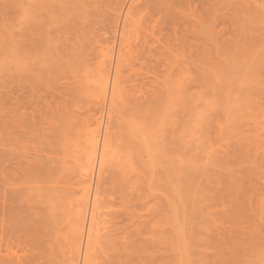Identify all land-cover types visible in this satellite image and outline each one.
Segmentation results:
<instances>
[{
  "label": "rangeland",
  "instance_id": "1",
  "mask_svg": "<svg viewBox=\"0 0 264 264\" xmlns=\"http://www.w3.org/2000/svg\"><path fill=\"white\" fill-rule=\"evenodd\" d=\"M39 1L37 7L40 4L42 9L45 6L47 10L52 4H67L60 5V9L58 6L54 9L52 5L51 11L46 10L49 15L45 14L46 8L43 11L40 8L39 12H43L44 17L48 16V19L43 17L44 20L40 21L42 14L35 13V0H0V264H99L102 260L108 264L111 259L110 264H122L123 261V264H264V215L258 221V212L254 218L250 209L255 206L259 214L262 210L259 205L257 209L254 199L253 203L250 200L253 207H249V202L243 207L238 206L232 199L235 193L231 198L233 204L228 198L233 192L232 180H226L227 176L224 175L229 169L233 171L234 167L237 168L238 156L242 155L231 144L241 141L240 137L245 140L249 136L243 135L241 125L240 129L243 130L234 131L236 125L233 128V123L240 124L235 121L239 109L243 107L244 111V108L250 110L256 107V112L248 111L254 112L255 119L251 118L253 115L250 113L249 121H245L248 118L245 117L244 122L248 121L255 127L260 121L264 124V81L255 87L261 80L254 79L256 83L248 80L253 77L249 67L260 68L264 64L261 55L262 64L260 61L259 65L252 62L260 59H257L258 51L264 54V49L261 50L264 44V7L262 9L261 6H264V2L261 4V0H255L253 16L249 13L251 6L239 1L235 3L236 0H225L232 9L230 12L236 10L237 6H248L249 11L245 13V8L240 7L237 9L241 12L236 10L239 15L234 11L240 22L225 16L229 19L228 23H233L230 27L222 20L227 27L224 26L226 32L222 28L225 38L223 35L221 41L224 44L220 41L215 44L217 69L214 70L218 73V79L210 80L212 75L209 73L213 69L208 64L210 61L216 64L211 39H215L216 36L212 38V35L220 31L221 26H214V30L209 18L214 9V16L217 14L220 17L216 15L218 21L222 22L221 15L224 17L227 14L229 17L227 3H221L226 8L222 10L223 14L220 7L217 8L219 2L224 0H186L183 2L186 4L180 2L183 0H164L168 5H162L158 0L163 7L156 0H145L149 6L144 2L141 4L143 0H86L92 6L93 1H101L102 10H99V4L90 8L91 5L83 3L85 0ZM176 4L182 7L174 9ZM85 7L90 15L84 10ZM243 13L246 16L249 13L253 18L250 20V16H247L248 19ZM32 14H40L36 15L40 18L37 20ZM248 20L250 22L247 24ZM46 21H51L48 30ZM54 26L57 29L51 30ZM228 28L234 35H228ZM234 29L238 31L236 37L237 31L234 32ZM239 30L246 35L245 38L249 37L250 43L243 39ZM36 32L41 36H37ZM237 35L248 42L243 44L248 48L245 46L242 50L249 54L246 60L243 54L241 62L235 57L238 51H230L231 42L236 41ZM229 36H233L231 42ZM207 41L213 45L212 48ZM258 42L262 44L260 48V44L256 46ZM226 47H230L229 51ZM205 49H208L209 58ZM210 55H214L211 60ZM247 60L250 62H247L249 69L245 64ZM214 70L212 77H215ZM254 70L251 71L252 75L255 72L258 74L260 69ZM261 73L264 75L262 68ZM100 77L103 80L101 84L107 83L106 90L99 83L102 81ZM209 81L216 83L212 85ZM251 81L255 83L254 87H250L251 90L254 88L252 91L248 86ZM242 94H248V98L242 97ZM250 97L251 103L248 102ZM241 98L246 102L242 100V103ZM246 103L252 104V108ZM241 112L239 114L247 113ZM262 127L263 130L264 125ZM260 132L259 139L264 138V130ZM93 138L100 139L97 140L98 145ZM228 142L231 151L235 149L233 152L225 148L224 144ZM102 144L105 147L102 151L106 150L103 155ZM250 145L253 152L255 144ZM91 146L98 150V155L91 154ZM223 150L233 156L228 153L229 159L226 158L228 154L224 158ZM252 152L249 151V154L253 156ZM100 153L102 159H99ZM92 155H95L94 165ZM243 156L245 158V155L241 158ZM259 159L256 158V162ZM99 161L101 164H98ZM171 161L175 163L173 168L177 166L173 171L177 173L183 168L185 172L183 175L179 172L180 176L188 177H178L180 181L174 182L176 184L171 182L176 187L173 188L175 195L168 186L170 182H166L169 176H165L167 173L174 175L168 170L169 166L172 168ZM91 164L92 168L89 167ZM250 164L251 167L246 165L253 176H258V173L264 176L260 169L262 163H256V167H259L255 169H260L258 173L254 172L253 162ZM210 173L219 174V179L221 175L224 177L221 181L215 178L220 181L219 185L215 186L214 182V185H209ZM259 179H256V183L260 190L264 188L260 187L264 179L260 180L263 183ZM229 180L232 192H227V196L223 190L222 193L219 190L226 183L229 184ZM252 180L250 185L254 186L256 183ZM154 181L156 184H153ZM213 187L216 188L213 193H218L215 199ZM222 195L228 200H221ZM159 199L162 205H166L167 200L169 204L175 203L176 210L168 213L165 206H159L160 203L157 209ZM227 201H231L230 206L233 204V207L239 208V212L237 208L233 211H237L234 216H231L233 209ZM85 202L88 207H84ZM227 206L231 215H227L230 214ZM246 206L251 213L246 219L249 222L244 219ZM165 211L166 214H163ZM238 213H244V228L243 223H240L241 227L236 225L242 218L241 215L238 218ZM89 216L95 221L92 224L97 223L98 226H91L90 236L84 237L83 234L82 239L78 238V225L81 226V222L86 226ZM160 216L162 220L157 219ZM151 219L159 223H153ZM260 225L263 228L258 227ZM232 226L233 232H229ZM168 228L175 231L171 232ZM96 229H100V235ZM241 230L245 233L239 232ZM109 232L115 240L109 236ZM99 236H103L100 237L101 243ZM124 244L128 246V251L124 250L127 247Z\"/></svg>",
  "mask_w": 264,
  "mask_h": 264
},
{
  "label": "bare ground",
  "instance_id": "2",
  "mask_svg": "<svg viewBox=\"0 0 264 264\" xmlns=\"http://www.w3.org/2000/svg\"><path fill=\"white\" fill-rule=\"evenodd\" d=\"M44 1H45V0H44ZM44 1H42V3H44ZM51 1L53 2L54 0H51ZM55 1H57V0H55ZM55 1H54V2H55ZM144 1H145V0H143L142 2L140 1L141 4H143ZM147 1H149V0H147ZM147 1H145V2H147ZM154 1H155V0H154ZM157 1H158V0H156L155 2H157ZM159 1H160V0H159ZM159 1H158V3H159V5H160V7H163L162 5H164V4H167V5H168V2L165 3L164 0H163V1L161 0V1H160V2H162V5L160 4ZM165 1H168V0H165ZM169 1H170V0H169ZM178 1H180V0H178ZM185 1H186V0H183V1H180V2L183 3V2H185ZM199 1H200V0H199ZM213 1L215 2L216 0H213ZM219 1H221V0H219ZM219 1H218V2H219ZM229 1H231V0H229ZM233 1L235 2V0H233ZM238 1L241 2V3H244V4L248 5V6H251V7H252L253 5H255V2H257L258 0H257V1H255V0H243V2H242L241 0H236L235 3H237ZM33 2H34V0H33ZM38 2H40V1H39V0H35V2H34V5H35L36 7L38 6ZM54 2H53V3H54ZM65 2H67V1H65ZM81 2H82V1H81ZM88 2H89V1H88ZM88 2H86V0H85V2H83V3H86V4L89 5V6H90V5L92 6V4H89ZM93 2L95 3V1H93ZM93 2H91V3H93ZM96 2H97V1H96ZM107 2H108V1H107ZM107 2H106V3H107ZM122 2H124V1H122ZM145 2H144V3H145ZM149 2H150V1H149ZM163 2H164V3H163ZM175 2H177V1H175ZM180 2H179V3H180ZM188 2H189V0H188ZM201 2H202V1H201ZM208 2H209V0H208ZM211 2H212V1H211ZM211 2H210V3H211ZM214 2H212V4H213ZM218 2H217V5H218ZM231 2H232V1H231ZM231 2H230L229 4H232ZM239 2H238V3H239ZM259 2H260V1H259ZM262 2H264V0H261L260 3L262 4ZM35 3H36V4H35ZM45 3H51V2H48V0H47V1H45ZM57 3H58V2H57ZM94 3H93V6L99 4V10H100V9H101V8H100L101 1H100V2L98 1V2L95 3V4H94ZM103 3H105V2H103ZM106 3H105V4H106ZM151 3L153 4L152 1H151ZM179 3H178V4H179ZM221 3H222V4H223V3H227L226 8L228 7L229 12H227V11H226V12L230 14L229 17H228L227 14L224 15V17H222V15L220 14V15H221V21L224 20L225 23H224L223 21L220 22V21L217 20L218 18H220L219 15L216 14V15L218 16V18L216 17V15L214 16V14H215V12H216L215 9H214V7L211 8L212 11H213V9H214V11H213V15L211 14V16H212V17H211L212 20H211V18H209V20H210V21L212 22V24H213V25L211 26V28L213 27V29L215 30L216 27L218 28L219 26H221V27H220L221 30L219 29L220 31L215 32L214 36L212 35V38H214V37L216 36L215 39L212 40V39L210 38V39H211V43H212L215 47H214L212 44L208 43V41H207L208 46H210V48H212V46H213V48H214V49L212 48L211 51H212V53H213L215 56H214V55H212V56L210 55V60H211V59L213 58V56H214L215 58H213V59H214L215 63H216V60H217V57H216V54H217L216 51H217V50L215 51V49H216V45H215V44H216V42L219 43V41H220V43L222 42V41H221V40H222L221 38H222L223 35H224V32H223L222 30L224 29V31L226 32L225 27L229 26L230 24L233 25V23H231V21H229V23H228V20H229V19L227 20V18H230L231 20L238 19V17H236V15H237V14L239 15V12H241V10H238V9H237V8L240 7V6H237V5H236L237 8H236V7H235V8H236V10H238L239 12L236 11V10H233V11H232L233 13L230 12V10H232V9H229L230 5L228 6V2H227V1L225 2V0L222 1V2H219V6H218V7H217L216 4H215L216 6L214 5L215 8H216V7H217V8L220 7V8H219L220 12H222V10H224V9L226 10L225 6L223 7ZM62 4H67V3H62V2H60V5H62ZM69 4H70V2H69ZM145 4H146L147 6H149L148 3H145ZM145 4H144V5H145ZM155 4H157V3H155ZM183 4H186V3H183ZM188 4H189V3H188ZM220 4H221V5H220ZM32 5H33V3H32ZM48 5H49V4H48ZM52 5H53L54 7H53ZM52 5H51V8H50V6H48V7H49L48 10H50V9L52 10V7L55 9V7L58 6V4H57V5L52 4ZM60 5L58 6V8L60 7ZM70 5H72V4H70ZM81 5L86 6L85 4H81ZM102 5H103V4H101V7H102ZM209 5H210V4H209ZM223 5H224V4H223ZM262 5H264V3H263ZM39 6H40V7L35 8L36 11H37V12H36V11L34 10L35 13H41V12H39L40 8H41V11H43V10L46 8V7L44 6V7H43L44 9H42V6H41L40 4H39ZM79 6H80V5H79ZM89 6H86V7H89ZM91 6H90V8H92V9L95 8V7H93V6L91 7ZM165 6H166V5H165ZM169 6H171V5H169ZM177 6L180 8L181 4H180V5H177V4H176V7H175V5H174L173 8H174V9H177ZM248 6H247V8H246V6H245V7H240V8H243V9L245 8L243 12H245L246 10H247V12H248L249 10H251V11H249V13H251V14L254 13L253 11H255V10H254L255 7H252V8L249 9ZM258 6H259V5H258ZM86 7L84 8V10L86 9ZM152 7H153V6H152ZM154 7H156V6H154ZM181 7H182V6H181ZM187 7L189 8L190 6L187 5ZM221 7H222L223 9H221ZM261 7H262V9H263L264 6H261ZM32 8H33V6H32ZM38 8H39V9H38ZM56 8H57V7H56ZM81 8H82V7H81ZM81 8H80V9H81ZM90 8H88V9H90ZM166 8H167V6H166ZM171 8H172V6L170 7V9H171ZM217 8H216V10H217ZM240 8H239V9H240ZM256 8H257V7H256ZM258 8H259V7H258ZM258 8H257V9H258ZM59 9H60V8H59ZM61 9H63L62 6H61ZM156 9H157V8H156ZM158 9H159V8H158ZM162 9H163V8H162ZM168 9H169V8H168ZM248 9H249V10H248ZM252 9H253V10H252ZM259 9H260V8H259ZM46 10H47V8L45 9V14H47V13H46ZM48 10H47V11H48ZM51 10H50V11H51ZM84 10H83V11H84ZM90 10H91V9H90ZM101 10H102V9H101ZM160 10H161V9H160ZM208 10H209V9H208ZM219 10H218V11H219ZM260 10H261V9H260ZM97 11H98V10H96V12H97ZM212 11H211V12H212ZM218 11H217V12H218ZM234 11H236V12H238V13L235 15ZM261 11H263V10H261ZM88 12H90V11L88 10ZM88 12H87V9H86V13H87V14H89ZM98 12H99V11H98ZM100 12H101V11H100ZM42 13H43V12H42ZM42 13H41V14H42ZM48 13H50V12H48ZM86 13L83 12V14L86 15L85 17H88ZM94 13H95V11H94ZM224 13H225V12H224ZM231 13H232V14H231ZM245 13H246V12H245ZM249 13H247V14L249 15ZM222 14H223V12H222ZM240 14H241V13H240ZM243 14H244V13H243ZM34 15L36 16L37 14H34ZM34 15L32 14V16H34ZM39 15H40V14H38L37 16H39ZM47 15H49V14H47ZM47 15L45 16L46 18L48 17ZM89 15H90V14H89ZM244 15H245V14H244ZM248 15H247V16H248ZM252 15L254 16V14H252ZM252 15H249V16H250V17H249L250 20H251V17L253 18ZM37 16H36V17H37ZM225 16H227V18H226ZM245 16H246V15H245ZM247 16H246V17H247ZM43 17H44V15L42 14V19H41L40 17H37L36 19L38 20V18H40V21H42V20H44ZM45 17H44V18H45ZM213 17H214V19H213ZM235 17H236V18H235ZM261 17H262V16H261ZM261 17H260V19H261ZM46 18H45V19H46ZM91 18H92V17H91ZM216 18H217V19H216ZM222 18H223V19H222ZM225 18H226L227 21L225 20ZM247 18H248V17H247ZM247 18H246V19H247ZM249 18H248V19H249ZM258 18H259V16H258ZM258 18H256V19H258ZM47 19H48V18H47ZM215 19H216V21H218V22L220 23V25H218L219 23L216 24L217 22H215ZM244 19H245V17H244ZM244 19H243V20H244ZM260 19H259V21H260ZM33 20H34V19H33ZM243 20H242V21H243ZM40 21H39V23H40ZM244 21H245V20H244ZM34 22H36V21H34ZM37 22H38V21H37ZM46 22H47V23H46ZM46 22H45V25H47V27H48L47 30H48V29H50L48 25L51 24V21H49V22L46 21ZM140 22H141V21H140ZM211 22H210V23H211ZM213 22H214V23H213ZM238 22H240L239 19H238ZM248 22H250V21L248 20V21H247V24H248ZM39 23H38V24H39ZM49 23H50V24H49ZM223 23H224V24L227 23V24H226L227 26H226V25H223ZM34 24L36 25V23H34ZM38 24H37V25H38ZM245 24H246V22H245ZM35 25H34V26H35ZM52 25H54V23H52ZM222 25H223V26H222ZM235 25H236V24H235ZM238 25H239V24H238ZM242 25H243V24H242ZM134 26H135V25H134ZM214 26H216V27L214 28ZM224 26H225V27H224ZM243 26H244V25H243ZM39 27H40V26H39ZM223 27H224V28H223ZM229 27H230V26H229ZM232 27H234V26H232ZM236 27H238V26H236ZM240 27H241V26H240ZM41 28H44V26L41 25ZM41 28H39V30H42V31L46 32L45 29L43 30V29H41ZM52 28L55 29V30L57 29L56 26L51 27V30H53ZM137 28H138V27H137ZM222 28H223V29H222ZM238 28H239V27H238ZM36 29H38V28H36ZM213 29H212V30H213ZM228 29H229V28H228ZM228 29H227V31H228ZM39 30H38L37 32H39ZM55 30H54V31H55ZM210 30H211V29H210ZM212 30H211V32L214 33V30H213V31H212ZM230 30H231V29H229V31H230ZM242 30H243V28H242ZM245 30H246V28H245ZM34 31H35V27H34ZM233 31L235 32V31H237V30L234 29ZM243 31H244V30H243ZM37 32H36V33H37ZM40 32H41V31H40ZM40 32H39V33H40ZM51 32H53V31H51ZM244 32H245V31H244ZM230 33H231V31L228 32V35L233 34V32H232L231 34H230ZM239 33H240V30H239ZM246 33H247V32H246ZM48 34H50V33H48ZM208 34H209V36H211V33H208ZM236 34H238V31H237V33L235 32V37H236ZM240 34H241V33H240ZM38 35H39V34L37 33V36H38ZM233 35H234V34H233ZM243 35H244V33L242 32L241 36H242L243 39H244L246 35H244V36H243ZM39 36H41V35H39ZM241 36H240V35H239V36L237 35V37L240 38L241 43H242V42H245V41H248V39H247V38H249L248 36H247V38L244 39L245 41H244V40L242 41V39H241L242 37H241ZM229 37H230V36H229ZM231 37H233V36H231ZM231 37H230V38H231ZM39 38H40V37H38V39H39ZM216 38H217V39H216ZM224 38H225V35H224ZM238 38H237V39L235 38L236 41L233 40L234 42H231V41H232V38L229 39V42H231V49H230V47H228V48L226 47V48L228 49V51H229V49H230V51H231L232 49L235 50V52L238 51V52L236 53L237 55L243 51V53H241L240 55H238V56L235 55V57H237V59L239 60V62H241L240 59L242 58V55L245 54V55H243V56H244L243 58H244V60H246L247 55L249 54V53L247 54L248 51H247V52L245 51V52H246V53H245L244 50H242V47H243V49H245V46H246V45L244 46L243 44H246V43H248V42L250 43V41L241 44V43H240V40H239ZM233 39H234V38H233ZM246 39H247V40H246ZM224 40H225V39H224ZM227 40H228V38H227ZM237 40H238V41H237ZM49 41H50V40H49ZM214 41H215V42H214ZM229 42H228V43H229ZM236 42H237V43L239 42L240 44H239V43L237 44ZM222 43L224 44V42H222ZM209 44H210V45H209ZM226 44H227V43H226ZM229 44H230V43H229ZM233 44H234V45H233ZM251 44H252V43H251ZM251 44H249V45H250L251 48H252V45H251ZM259 44H260V43L258 42V44H257L256 46H258ZM205 45H206V43H205ZM205 45H204V46H205ZM218 45L220 46V44H218ZM218 45H217V46H218ZM238 45H240V46H239V49H236V48H238ZM261 45H262V44H260L258 47L260 48ZM227 46H228V45H227ZM233 46H234V48H233ZM253 46L255 47V45H253ZM205 47H206V46H205ZM205 47H204V48H205ZM220 47H224V45H223V46L221 45ZM220 47H219V48H220ZM240 47H241V48H240ZM246 47H247V46H246ZM20 48H21V47H20ZM206 48H207V47H206ZM247 48H248V47H247ZM262 48L264 49V44L262 45L261 50H262ZM208 49H209V47H208ZM208 49H207V50H208ZM217 49H218V48H217ZM224 49H225V48H224ZM224 49H223V50H224ZM227 49H225V50L227 51ZM249 49H250V47H249ZM249 49H248V50H249ZM21 50H22V48H21ZM205 50H206V49H205ZM207 50H206V51H207ZM218 50H219V49H218ZM251 50H252V49H251ZM211 51L209 50V53H210ZM219 52H220V51H219ZM260 52H261V51H260ZM232 53H234V51H233ZM263 53H264V52H263ZM20 54H21V53H19V55H20ZM207 54H208V51H207ZM234 54H235V53H234ZM22 55H23V53H22ZM22 55H21V56H22ZM257 55L259 56V57H257V59L260 58V55H261V57L263 56L262 58H264V54H259V51H258ZM21 56H20V58H21ZM240 56H241V57H240ZM239 57H240V58H239ZM208 58H209V54H208ZM243 58H242V60H243ZM252 60H254V59L252 58ZM208 61H209V59H208ZM258 61H260V63H261V58L258 59V60H254V61H252V62L257 63V65H259V64H258ZM263 61H264V59H263ZM212 62H213V60H212ZM247 62H248V60L246 61L245 64H247L246 67L248 68V63H250V62H248V63H247ZM208 63H209V62H208ZM210 63H211V61H210ZM210 63H209L208 65H210V66H211L210 68L214 70V69L217 67V63H216V64L211 63L212 65H214L213 67H212V65H211ZM262 63H263V62H262ZM262 63H261V64H262ZM22 65H23V64H22ZM251 65H252V67L254 66L252 63L250 64V66H251ZM263 65H264V64H263ZM263 65H260V68H259V67L257 68V66H256V67L254 66L253 68H251V67H249V68L251 69V71H253L254 69H255L254 71H258V69H260V70H259V73H261V68H262V72H263V74H264V70H263L264 68H263ZM20 67H22V66H20ZM208 67H209V66H208ZM220 67H221V66H220ZM249 68H248V69H249ZM19 69H20V68H19ZM21 69H23V68H21ZM216 69H217V68H216ZM216 69H215V70H216ZM252 69H253V70H252ZM209 70H210V69H209ZM213 70H210L211 72L209 73V74L212 75V76H213ZM215 70H214V76H215V77H212V76H211L210 80H214V78L218 79V76L216 77V75H217L218 73H216L217 71H215ZM19 71H21V70H19ZM22 71H23V70H22ZM251 71H250V75L253 76L254 78H253V77H252V79H251V78H248V80H252V81H253L254 79L258 78V79H256V80H257V81L261 80V81H259V82H260L259 84L256 83V80H254V82H255L256 84L253 83V82L251 81L250 83H252V85H251L249 82H248L249 85H248L247 83H245V84H247V85L249 86V89H250V90H251L250 87H251V86L254 87V84H255V87H256V85L258 86V85H260V84L264 81V75H262V73L259 74V73L257 72V73L260 75V77H257V76H259V75L256 74V72H255V73L253 72L254 75H252V72H251ZM215 73H216V74H215ZM106 74H107V73H106ZM256 75H257V76H256ZM261 76H263V77L261 78ZM107 77H108V75H107ZM98 78H99V77H98ZM259 78H260V79H259ZM106 79H107V78H105V81H106ZM216 79H215V80H216ZM100 80H102L101 77H100ZM246 80H247V79H246ZM216 81H217V80H216ZM209 82H211L212 85H213V84L215 85V83H216L215 81H214L215 83H214L213 81H209ZM246 82H247V81H246ZM99 83H100V84L103 83V80H102L101 82H99ZM263 83H264V82H263ZM106 84H107L106 82L104 83L105 86H104L103 84H101V85L104 87V90H106L105 87L107 88V85H106ZM241 85H242V84H241ZM244 86H245V85H244ZM244 86H243V88H244V90H245V87H244ZM248 86L246 87L247 89H248ZM110 87H111V86H110ZM253 87H252V88H253ZM238 88H240V87H238ZM249 89H248V90H249ZM252 90H254V88H253ZM252 90H251V91H252ZM238 91H240V90L238 89ZM242 92H243V91H242ZM245 92L248 93L247 90H246ZM236 93H238V92H236ZM249 93H251V92H249ZM239 94H240V93H238V95H239ZM243 96H244L245 98H248V94H247L246 96L242 94V97H243ZM238 99H239V98H238ZM242 100H244V99L241 98V101H242ZM245 100H246V99H245ZM245 100H244V102H246ZM247 100H249V99H247ZM250 101L252 102L251 97H250V100H249L248 102H250ZM251 102H250V103H251ZM242 103H243V101H242ZM250 103H249V105H247V103H246V105H247V106H250V108H252V106H251L252 104H250ZM257 105H259V104H257ZM242 108H243V107H242ZM242 108L239 109V113H240V111H242L243 113H244V111H245V112H247V113H246V114H239V113H236V116H237V117H235V118H237V119L239 118V120L236 119L235 121H239L240 124H239L238 122H234V123H233V128H234L235 125H236V127L234 128V131H235V129H237V131H238V130L241 131V130H243V129L245 130V128H246V129L249 128L250 133H248L249 130H246V131L243 130L244 134H243L242 132H241V133H240V132H237V131H236V132H237V133H240V134H243V135L246 134L245 136L249 135V136H251V137H253V138H251V137L249 138V136H247L249 139H252V141H250V140L247 139V137H246L245 140H243V138L240 137V139H241V141H243V143H241V141H237L239 137L237 138V140H236V138H234L237 142L235 141L236 143H232V144H231L232 147L235 146L234 148L237 149L238 152H239L240 154L245 155V158H244V156L241 158L242 155H241V156L239 155L240 157L238 156V159H237L238 161H237V162H239V163H236L237 168L234 167V165H233V167H234V169H235V170H233V171H230V169H229V171H228V169H226L228 166H227V167H224V168L228 171L227 173H225V172L223 171V172H224V175L227 176V177H226V180H227V178H229V179L231 178V180H232L231 183H232V184L230 183V180H229V184L226 183L225 185H223V186H225V187L222 188V189L220 188L219 192H221V190H223V194H226V195H227V192H230V190H231V192H232V188H233V192H232V194H231V192L228 193V194H231V196L229 195L230 197H228V198L231 199V198L233 197V196H232L233 193H235V194H234V198H232V199H234L235 203H237L238 206L243 207V205H245L247 202H249V204H250L249 207H250V206L252 205L251 203H253V201H255L257 204H256V203H254V204H256V206L259 205V209L262 210V211H264V196H263L264 193H262V192H264V191H263L264 188H261V189L259 190V188H258V184L256 183V179H259V178H260L258 181H260L262 178L264 179V176H262L260 173H258V172H260L259 170L262 169L263 171H262V170H261V171H262V173H263V175H264V168H262V167L264 166V155H263V153H264V150H263V149H264V145L262 144L264 141L261 143V141L264 140V138L261 137V138H260L261 140H260L259 137H258V135H260V133H261L260 131H263V130H264V129L262 130V128H263L262 125H264V124H262V123H263L262 121H260V122H262V123L259 122L258 125H261V127H260L261 129H260L258 125L255 127V125H253V124H251V123L248 122V121H249V116L254 114V112H248V111H255V110H256V109H255L256 107H255V108H252L253 110H252V109L249 110L248 108H244V109H245L244 111H243ZM258 108H259V106H258ZM258 108H257V112L260 113V111L258 110ZM246 109H247V111H246ZM254 109H255V110H254ZM261 110H262V109H261ZM236 112H238V110H237ZM242 112H241V113H242ZM255 112H256V111H255ZM261 112H262V111H261ZM250 113H252V114H250ZM259 113H258V114H259ZM249 114H250V115H249ZM239 115H240V116H239ZM245 115H246V116H245ZM248 115H249V116H248ZM256 115H257V114H256ZM257 116H258V115H257ZM242 117H243V121H242ZM245 117H248V118L245 119ZM252 117H253V119H255V118H254V117H255L254 115L251 116V118H252ZM261 117H262V116H261ZM235 118L233 117V119H235ZM240 118H241V119H240ZM251 118H250V119H251ZM259 118H260V116L258 117V119H259ZM244 119H245V121H246V120H248V121H247V122H244ZM256 119H257V118H256ZM263 119H264V118H263ZM241 121H242V122H241ZM255 121H256V120H255ZM255 121H252V122L256 123ZM257 121H259V120H257ZM245 123L248 124V125L250 124V125L253 127V129H252L251 126L248 127V125H247V127H246V124H245ZM234 124H235V125H234ZM243 124H244L245 126H244ZM256 124H257V123H256ZM238 125H239V126H238ZM240 125H241L242 127H241ZM98 126H99V125H98ZM240 127L243 128V129H240ZM244 127H245V128H244ZM257 127H258V128H257ZM99 128H100V127H99ZM250 128H251V129H250ZM254 128H255V129H254ZM256 129H259V131L256 130ZM98 131H99V130H98ZM251 131H252V132H251ZM257 131H258V132H257ZM253 132L255 133L257 139H259V140H257V139L255 138V135L253 134ZM100 133H101V132H100ZM247 133H248V134H247ZM251 133H252V135H251ZM262 133H264V132H262ZM95 135H96V134H95ZM96 136L99 137L100 134H99V135H96ZM94 138H96V137H94ZM94 138H93V140H94ZM98 139H99V138H98ZM98 139L94 140L95 144H97V145L99 144V142H97ZM253 139H256V140H253ZM99 141H100V139H99ZM233 141H234V140H233ZM233 141H231V142H233ZM253 141H256V142H253ZM238 142H239V143H238ZM259 142H260V143H259ZM101 143H103V142H101ZM228 143H229V142H228ZM228 143L224 144V146H225V148L227 147V148H226L227 151H229V150L231 151L232 148H231V149L229 148V147H231V146H230V143H229V144H228ZM252 143L256 145V146L253 145L254 148L252 147V149H254L253 152H252L251 149H250V148H251V145H250V144H252ZM103 144H104V143H103ZM103 144L101 145L102 148L100 147V148H101V151H102L103 148H105V147H103ZM258 144H261V145L259 146ZM228 145H229V147H228ZM236 145H237V148H236ZM257 145H258L259 147H258ZM262 145H263V147H262ZM221 146H222V145H221ZM92 147H93V148H92ZM222 147H223V146H222ZM222 147H221V148H222ZM91 148L94 149V146H91ZM92 149H91V154H96V152H98V150L96 151V149H94V150L92 151ZM97 149H99V148H97ZM235 149H234V150H235ZM259 149H260V150H259ZM234 150H232L231 152H233ZM237 150H236V151H237ZM104 151H105V152H104ZM162 151H163V150H162ZM219 151H220V150H219ZM224 151H225V150H223V152H224ZM230 151H229V152H230ZM249 151H250V153H251V152L253 153V156H252L251 154H249ZM259 151H260L261 153H260ZM262 151H263V152H262ZM103 152H104V154H105V153H106V150L104 149V150L102 151V155H103ZM229 152H228V153H229ZM257 152H259V153H257ZM228 153H226V151L223 153V155L225 154V155H224V158H225L226 154H228ZM256 153H257V154H256ZM161 154H162V153H161ZM219 154H220V153H219ZM229 154H230V153H229ZM229 154H228V157L226 156L227 159H229ZM259 154H260V156H259ZM96 155H98V154H96ZM100 155H101V153H100ZM102 155H101V158H99V159H102ZM216 155H217V154H216ZM230 155L233 156V154H230ZM234 155H236V154H234ZM249 155H251L252 158H251V156H249ZM262 155H263V156H262ZM218 156H219V155H218ZM256 156H257V157H256ZM91 157H92L93 159L91 158L92 161H91V160H90V161H91L92 164L94 165V161H96V160H95V155H92ZM96 157H97V156H96ZM219 157H220V156H219ZM222 157H223V156H221V158H222ZM258 157H259L260 159H259ZM224 158H223V159H224ZM230 158H231V157H230ZM234 158H235V157H234ZM256 158L259 159V160H257V162H256ZM244 159L247 160V161H244ZM248 159H249V160H248ZM214 160H215V159H214ZM232 160L235 161V159H233V158H232ZM90 161H89V162H90ZM175 161H176V160H175ZM226 161L228 162V160H226ZM258 161H259L260 163H262V164L260 165V166H261L260 169H259V170H256V169H258V167H259V166L256 167L257 164H258ZM171 162H172V163H171V167H172V165H173V164L175 165V163H173V161H171ZM176 162L178 163V161H176ZM222 162H223V161H222ZM252 162H253V166H252V167H254V165H255V167H254V172L257 171L256 173H258V176H259V174H260V177H258L257 175H256L257 177H256V176H253L252 171L250 170V168H248V165H250V167H251V164H250V163H252ZM177 163H176V165H177ZM225 163H226V162H225ZM256 163H257V164H256ZM92 164L89 165V167H91V166L93 167ZM98 164H101V161H99ZM241 164H243L244 166H242ZM246 164H248V165H246ZM167 165H169V164H167ZM224 165H226V164H224ZM228 165H229V164H228ZM258 165H259V164H258ZM262 165H263V166H262ZM245 166H246V167H245ZM92 167H91V168H92ZM222 167H223V166H222ZM233 167H232V168H233ZM91 168H90V169H91ZM176 168H177V166H175V168L172 167V168L170 169V166H169V169H168L169 171L174 172V175H171V176H170V173H167L168 171L166 172L167 174H165V176L167 175V176L170 177V179H169V177H168V178L166 177V178H167V179H166V180H167L166 182H167V183H168V181L170 182V183H168L169 185H168V184H167V185H168L170 188H172V189L175 187L174 184H176V183H174V182H177V183H178V182L180 181V179H181L180 177H182V176H180L179 172L182 173V175L184 174L183 172H185V169L181 168V170L179 169V170L177 171V173H176V171H173V170L176 169ZM224 168H223V169H224ZM229 168H230V167H229ZM255 168H256V169H255ZM220 169H221V167H220ZM182 170H184V171H182ZM231 170H232V169H231ZM248 170L251 171V172H248ZM181 171H182V172H181ZM186 172H187V171H186ZM212 172L215 173L216 171H215V172L212 171ZM91 173H92V171H91ZM221 173H222V172H221ZM249 173H252V174H249ZM256 173H255V174H256ZM157 174H158V173H157ZM157 174H156V175H157ZM168 174H169V175H168ZM175 174H176V175H175ZM177 174H178V175H177ZM186 174H187V175H190V173L188 174V172H187ZM211 174H212V173L209 174V180H210V181H209V182H210L209 185H210L211 183L213 184V182H214L215 186L219 185V184H220V181L223 180L224 177L222 178V175H221V179H219V178H218V176H220L219 174H218V175H217V174H212V175H211ZM214 175H215V176H214ZM250 175H252V176H251L252 178L250 177ZM153 176H155V175H153ZM159 176H160V177H159ZM173 176H174V177H173ZM184 176H185V175H184ZM210 176H212V178H213V176H214V178H213L214 180H215V178H217V179H219L220 181L216 179V180H217V183H216V182H215L216 180H215V181H214V180L212 181V178H211ZM235 176H239V177H235ZM158 177H159L160 180H161V178H162V177H161V174H159ZM158 177H157V179H159ZM178 177H179L180 179H177ZM185 177H187V176H185ZM185 177H182V178L184 179ZM254 177H256V178H254ZM187 178H188V177H187ZM187 178H186V179H187ZM233 178H234V179H233ZM168 179H169V180H168ZM189 179L192 180L191 177H190ZM252 179H254L255 182H254V180H252ZM153 180H154V179H153ZM170 180H171V181H170ZM174 180H175V181H174ZM187 180H188V179H187ZM226 180H225V182H226ZM251 180H252L254 183H256L257 185H256V184H254V186L250 185V184H251V183H250ZM184 181H186V180H184ZM211 181H212V182H211ZM218 181H219V184H218ZM262 181H264V180H262ZM262 181H260V182H262ZM157 182H159V181H157ZM171 182L174 183V184H171ZM189 182H190V181H189ZM189 182H188V183H189ZM207 182H208V181H207ZM227 182H228V181H227ZM154 183L156 184L155 181L153 182V184H154ZM188 183H187V184H188ZM190 183H191V182H190ZM190 183H189V185H190ZM223 183H224V181H223ZM262 183H263V182H262ZM262 183H261V184H262ZM151 184H152V183H151ZM170 184H171L172 187L170 186ZM214 184H213V185H214ZM230 184H231L232 186H231ZM173 185H174V186H173ZM189 185H188V186H189ZM226 185H228L227 187H229V185H230L232 188L229 187L230 189H228V188L226 187ZM210 186H211V185H210ZM210 186H209V187H210ZM221 186H222V183H221ZM255 186H256V187H255ZM259 186H260V185H259ZM262 186L264 187V183H263L260 187H262ZM152 187H153V186H152ZM185 187H187V186L185 185ZM218 187H220V186H218ZM253 187H254V188H253ZM251 188H253V190H252V194L255 193L256 196H257V193H258V197H259V198L256 197L255 194H254V196L251 194V192H250V191H251ZM256 188H257V190L260 191V192H258V191L256 190ZM150 189H151V187H150ZM152 189H153V188H152ZM175 189H176V187H175ZM175 189L172 190V191H173V195H175V194H174V193L176 192V191L174 192ZM215 189H216V188H215ZM215 189H214V187L212 188V194H213L214 199H215V197H216V194H218V193H213V190H215ZM226 189H227V190H226ZM210 190H211V188H210ZM210 190H209V191H210ZM224 191H225V192H224ZM234 191H235V192H234ZM221 193H222V192H221ZM212 194H211L210 196H212ZM87 195H88V194H87ZM219 195H220V193H219ZM85 196H86V195H85ZM227 196H228V195H227ZM213 197H211V198H213ZM221 197H222V198H220V199L223 200V201H224L225 198H226L225 201L228 200L227 197H225V196H223V195H222ZM253 197H255V198H253ZM86 198H87V196H86ZM86 198H85V199H86ZM155 198H156V197H155ZM256 198H258L257 201H256ZM214 199H213V200H214ZM216 199H217V198H216ZM232 199H231V200H232ZM252 199H254V200L252 201ZM217 200H218V199H217ZM250 200H251L252 202H251ZM12 201H13V200H12ZM86 201H87V199H86ZM158 201H159V202H158ZM158 201H157L158 203L156 202V203H157V207H156L157 209H158V205H159V203H160V199H159ZM167 202H168V203H167ZM167 202H166V205L169 204V200H167ZM213 202H215V201H213ZM227 202H228V201H227ZM230 202H231V201H229V202L227 203L228 206H230V205H229V204H231ZM250 202H251V203H250ZM87 203H88V202H87ZM232 203H233V200H232ZM85 204H86V202H85ZM85 204H84V205H85ZM92 204H93V203H92ZM233 204H234V203H233ZM233 204H232V205H233ZM166 205H165V204L162 205V203H160L159 206H160V207H161V206H165L164 208L167 209V212H168V213H169V212L172 213L173 211L176 210V209H175V208H176V207H175V206H176L175 203L169 204L168 207H167ZM171 205H173V207H172ZM232 205L230 206V207H232V209H233V210L231 209V210H232V215H231V211L229 210V207H228V206H227V209H228L227 212L230 211V214L227 213V215L234 216L233 214L237 213V211L239 212V208H238L237 206H234V207H233ZM246 205H247V204H246ZM170 206H171V207H170ZM225 206H226V205H225ZM84 207H88L87 204H86V206H84ZM92 207H93V206H91V210H93ZM251 207H253V206H251ZM170 208H171V209H170ZM236 208H237V211H235V212L233 213V211H234ZM247 208H248V207L246 206V209H247ZM159 209H160V208H159ZM168 209H169L170 211H169ZM246 209H245V216H246V218L243 217V216H244V213H243V215H241L240 213H238V214H239V217H238V218H241V216H242V218L239 219L241 222H239V223H238V222L236 223V221H235V222L231 221V222L236 223V225H237L238 227H241V226H240V223H243V224H242V226H243L242 228H244V226H245L244 222L247 221V220H246L247 217L251 214V213H249L250 210H251V212L253 211L254 218H256L255 215H256V213L258 212V213H257V217H259V218H258V221H260L259 219L262 217V215H264V212L262 213V211H260L261 214H259V211H257V210L255 209V206H254V208H251L249 211H248V209H247V211H246ZM253 209H254V210H253ZM257 209H258V206H257ZM255 210H256V211H255ZM85 211H86V209L84 208V212H83L84 217H85V215H86V212H85ZM163 211H164V210H163ZM246 213H248V214H246ZM80 214H81V213H80ZM83 214H82V215H83ZM163 214H166V211H165V213L163 212ZM163 214H162L163 217L166 216V215H163ZM82 215H81V217H82ZM240 215H241V216H240ZM258 215H259V216H258ZM260 215H261V216H260ZM231 216H229V217L232 219ZM90 217H91V216H89V218H88V220H87V224H86V226L83 225V223H81V222H80V224H82V225H81V226L78 225V227H80V228L78 229V230H79V233H78V234H79V237H78V238H80L83 234H84V235H83L84 237H88L90 230L93 229L91 226H93V225L96 226L97 223H96V224H94V223L92 224V222H95L94 220H92V219L94 218V215H93V218H92V219H90ZM163 217L160 216V218L157 217V219H161V220H162ZM235 217L237 218V216H235ZM235 217H234V218H235ZM165 218H166V217H165ZM227 218H228V217H227ZM243 218H244L246 221H243V220H244ZM262 218L264 219V216H263ZM86 219H87V218H86ZM168 219H169V217H168ZM82 220L84 221L83 217H82ZM151 220H153V219H151ZM154 220H155V219H154ZM154 220H153V223H154V222L157 223V224L159 223V222H157V220H156V221H154ZM164 220L166 221V219H164ZM235 220H236V219H235ZM237 220H238V219H237ZM239 220H238V221H239ZM158 221H160V220H158ZM167 221H168V220H167ZM169 221H170V220H169ZM169 221H168V223H170ZM227 221L229 222V220H227ZM256 221H257V220H256ZM261 221H262V220H261ZM160 222H161V221H160ZM162 222H163V221H162ZM247 222H249V220H248ZM151 223H152V222H151ZM166 223H167V222H166ZM163 224H165V223L163 222ZM231 224H232V223H231ZM247 224H248V223H247ZM247 224H246V225H247ZM152 225H153V224H152ZM166 225H168V224H166ZM170 225H171V224H170ZM261 225H262V224H261ZM261 225L258 226V227L263 228V226L261 227ZM263 225H264V223H263ZM83 226H85V228H84ZM97 226H98V224H97ZM153 226H154V225H153ZM160 226H161V225H160ZM230 226H231V225H230ZM155 227H156V226H155ZM161 227H162V226H161ZM169 227H171V226H169ZM238 227H237V228H238ZM173 228L175 229V227H173ZM173 228H172V230H174ZM242 228H241V229H242ZM260 228H258L259 231H260ZM94 229H95V227H94ZM168 229H169V228H168ZM233 229H234V228H233V226H232V230H231V229H230V230L228 229V231H229V232H231V231L233 232ZM83 230H84V231H83ZM96 230H97V229H96ZM99 230H100V229H99ZM99 230H97V231H98V234H99ZM169 230H171V228H170ZM172 230H171V232H172ZM174 231H175V230H174ZM234 231H235V230H234ZM244 231H245V229H244ZM244 231L241 230V231H239V232H244ZM83 232H84V233H83ZM91 232H92V231H91ZM93 232H94V230H93ZM100 232H101V231H100ZM262 232H263V231H262ZM95 233H96V232H95ZM106 233H107V232H106ZM109 233H110V232H109ZM173 233H174V232H173ZM244 233H245V232H244ZM90 234H91V233H90ZM98 234H97V235H98ZM174 234H175V233H174ZM236 234H237V233H235V235H236ZM99 235H100V234H99ZM101 235H102V234H101ZM110 235H111V236H110ZM235 235H234V236H235ZM241 235H242V234H241ZM89 236H90V235H89ZM109 236L112 237V239H114V237H113V235H112L111 233L109 234ZM96 237H97V236H96ZM100 237H103V236H99V238H98V239H99V242H100V240L102 239V238L100 239ZM89 238H90V237H89ZM106 238H107V237H106ZM81 239H82V237H81ZM81 239H80V241H81ZM107 239H111V238H107ZM112 239L109 240V241H112ZM230 239H231V238H229V243H230ZM93 240H94V239H93ZM95 240H96V239H95ZM104 240H105V239H104ZM114 240H115V239H114ZM160 240H161V239H160ZM227 240H228V239H227ZM91 241H92V240H91ZM109 241H108V242H109ZM158 241H159V239H158ZM85 242H86V241H85ZM94 242H95V241H94ZM97 242H98V240H97ZM126 242H127V241H126ZM152 242H154V241H152ZM90 243L92 244V242H90ZM90 243H89V244H90ZM95 243H96V242H95ZM100 243H101V242H100ZM103 243H104V242H103ZM109 243H112V242H109ZM124 243H125V242H124ZM87 244H88V242H87ZM96 244H97V243H96ZM115 244H117V243H115ZM122 244H123V243H122ZM126 244H127V243H126ZM92 245H93V244H92ZM112 245H113V244H112ZM87 246H88V245H87ZM117 246H118V245H117ZM124 246H127V245L124 244ZM124 246H123V247H124ZM85 247H86V246H85ZM89 247H90V246H89ZM99 247H100V245H99ZM126 249H127V250H126ZM101 250H102V249H101ZM117 250H118V249H117ZM117 250H116V251H117ZM124 250H125V251H128V246L125 247ZM85 251H86V250H85ZM103 251H104V248H103ZM120 251H121V250H120ZM78 252H79V251H78ZM108 252H109V251H108ZM123 252H124V251H123ZM101 253H102V252H101ZM109 253H111V252H109ZM117 253H118V252H117ZM120 253H121V252H120ZM124 253L126 254V252H124ZM103 254H107V253H103ZM112 254H113V253H112ZM115 255H116V253H115ZM118 255L120 256V254H118ZM122 255H123V254H122ZM83 256H84V255H83ZM109 256H110V255H109ZM111 256H112V255H111ZM123 256H124V255H123ZM123 256H121V257H123ZM77 257H78V256H77ZM113 257H114V256H113ZM104 258H105V257H104ZM116 259H117V258H116ZM118 259H119V258H118ZM118 259H117V260H118ZM127 259H128V256H127ZM107 260H108V259H107ZM111 260H112V259H111ZM111 260H110V262H111ZM117 260H116V261H117ZM123 260H124V258H123ZM125 260H126V258H125ZM80 261H81V260H80ZM102 261H103V260H102ZM102 261H101V262H102ZM104 261H105V260H104ZM114 261H115V260H114ZM116 261H115V262H116ZM118 261H119V260H118ZM118 261H117V263H118ZM76 262H77V261H76ZM78 262H79V261H78ZM101 262H100V263H101ZM105 262H106V261H105ZM110 262H107V263L110 264ZM120 262H121V261H120ZM123 262L125 263V261H123ZM123 262H122V264H123ZM100 263H99V264H100ZM102 263L104 264V262H102ZM112 264H114V263H112ZM118 264H119V263H118Z\"/></svg>",
  "mask_w": 264,
  "mask_h": 264
}]
</instances>
